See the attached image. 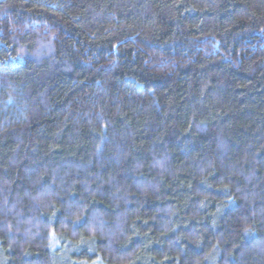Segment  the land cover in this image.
<instances>
[{"label": "trees", "instance_id": "1", "mask_svg": "<svg viewBox=\"0 0 264 264\" xmlns=\"http://www.w3.org/2000/svg\"><path fill=\"white\" fill-rule=\"evenodd\" d=\"M264 264V0H0V264Z\"/></svg>", "mask_w": 264, "mask_h": 264}, {"label": "rangeland", "instance_id": "2", "mask_svg": "<svg viewBox=\"0 0 264 264\" xmlns=\"http://www.w3.org/2000/svg\"><path fill=\"white\" fill-rule=\"evenodd\" d=\"M55 243L58 245L59 251H62V255L61 256H57L58 257L57 258V263L58 264L66 263L67 255H66L65 251H69L70 249L68 247L64 248V246L61 243H59L57 235H53V243H52L53 251H54V244ZM67 249H69V250H67ZM82 264H87V263H82ZM95 264H103V263L102 262H98V263H95Z\"/></svg>", "mask_w": 264, "mask_h": 264}]
</instances>
